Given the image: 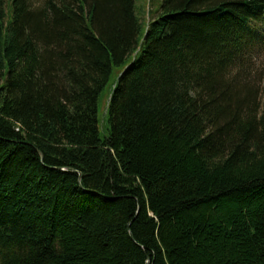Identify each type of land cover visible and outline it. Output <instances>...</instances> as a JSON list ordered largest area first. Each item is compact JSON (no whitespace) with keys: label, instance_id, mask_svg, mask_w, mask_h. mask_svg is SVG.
Returning a JSON list of instances; mask_svg holds the SVG:
<instances>
[{"label":"trees","instance_id":"1","mask_svg":"<svg viewBox=\"0 0 264 264\" xmlns=\"http://www.w3.org/2000/svg\"><path fill=\"white\" fill-rule=\"evenodd\" d=\"M135 1L0 0V264H264V0Z\"/></svg>","mask_w":264,"mask_h":264},{"label":"rangeland","instance_id":"2","mask_svg":"<svg viewBox=\"0 0 264 264\" xmlns=\"http://www.w3.org/2000/svg\"><path fill=\"white\" fill-rule=\"evenodd\" d=\"M162 0H136L135 1V6H136V11L139 13L141 10L144 13V18L143 22L144 24L148 23L149 17H153L156 13V11L159 9V6L161 4ZM149 11L151 12V15L149 14ZM254 71L255 74H259L258 77L260 78L258 80V85L262 89L264 85V53L260 56L254 59ZM120 71V68L113 67L110 80L99 96L98 100V119H99V132L101 138H104L107 136L106 132V103L108 100L109 93L112 90L113 84L117 79V75Z\"/></svg>","mask_w":264,"mask_h":264}]
</instances>
